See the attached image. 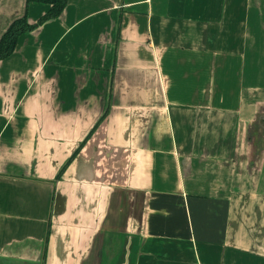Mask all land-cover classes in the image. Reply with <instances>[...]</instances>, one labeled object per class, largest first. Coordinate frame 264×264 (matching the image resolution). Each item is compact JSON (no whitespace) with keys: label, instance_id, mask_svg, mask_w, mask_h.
Returning a JSON list of instances; mask_svg holds the SVG:
<instances>
[{"label":"crops","instance_id":"obj_1","mask_svg":"<svg viewBox=\"0 0 264 264\" xmlns=\"http://www.w3.org/2000/svg\"><path fill=\"white\" fill-rule=\"evenodd\" d=\"M126 255L264 264V0H67L0 60V264Z\"/></svg>","mask_w":264,"mask_h":264},{"label":"trees","instance_id":"obj_2","mask_svg":"<svg viewBox=\"0 0 264 264\" xmlns=\"http://www.w3.org/2000/svg\"><path fill=\"white\" fill-rule=\"evenodd\" d=\"M66 1L67 0H25V12L23 16L13 20L0 37V60L7 58L14 52L18 38L21 35L31 33L35 31L37 28H39L41 25H43L44 23L61 16L64 8L66 7ZM31 3H43V4H47L50 6L49 10L45 14H43L41 17H39L38 20L34 23H30L27 17V8L29 4ZM106 114H107V111L103 115V117L98 121V123L95 125L92 132L96 129L98 124L105 119ZM91 134L92 133H90L88 137ZM81 146L82 144L80 145V147ZM80 147L75 151V153L66 163V165L63 166V168L59 171V173L56 176V179H59L61 177L65 168L69 165V163L78 153ZM46 239H45V242H46Z\"/></svg>","mask_w":264,"mask_h":264},{"label":"rangeland","instance_id":"obj_3","mask_svg":"<svg viewBox=\"0 0 264 264\" xmlns=\"http://www.w3.org/2000/svg\"><path fill=\"white\" fill-rule=\"evenodd\" d=\"M259 153V152H258ZM258 153H255V155H254V157H253V160H255L256 161V157H257V154Z\"/></svg>","mask_w":264,"mask_h":264},{"label":"water","instance_id":"obj_4","mask_svg":"<svg viewBox=\"0 0 264 264\" xmlns=\"http://www.w3.org/2000/svg\"><path fill=\"white\" fill-rule=\"evenodd\" d=\"M127 263H128V259H127V255H126L125 264H127Z\"/></svg>","mask_w":264,"mask_h":264}]
</instances>
